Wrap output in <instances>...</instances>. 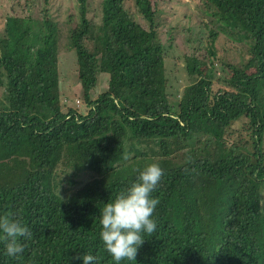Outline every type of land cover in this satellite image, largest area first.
<instances>
[{
  "label": "trees",
  "instance_id": "1",
  "mask_svg": "<svg viewBox=\"0 0 264 264\" xmlns=\"http://www.w3.org/2000/svg\"><path fill=\"white\" fill-rule=\"evenodd\" d=\"M0 1V215L32 233L17 257L0 241V264H116L102 209L153 162L157 228L120 264H264V0H192L209 20L177 97L171 0H75L64 20L56 0ZM220 35L239 62L217 59ZM63 55L81 101L66 110Z\"/></svg>",
  "mask_w": 264,
  "mask_h": 264
},
{
  "label": "clouds",
  "instance_id": "2",
  "mask_svg": "<svg viewBox=\"0 0 264 264\" xmlns=\"http://www.w3.org/2000/svg\"><path fill=\"white\" fill-rule=\"evenodd\" d=\"M163 174L164 170L158 163L148 164L126 192L104 205L100 219V239L116 264L122 260H136L138 249L145 242L143 234L151 236L156 231L157 224L152 217L160 201L152 193ZM31 236V231L14 219L11 213L0 215V241L4 243L7 256L17 257L23 253L24 245L19 238ZM78 258L83 260V264H93L97 259L92 254Z\"/></svg>",
  "mask_w": 264,
  "mask_h": 264
},
{
  "label": "rangeland",
  "instance_id": "3",
  "mask_svg": "<svg viewBox=\"0 0 264 264\" xmlns=\"http://www.w3.org/2000/svg\"><path fill=\"white\" fill-rule=\"evenodd\" d=\"M56 5L61 7L60 20H64L67 15H77V4L75 0H56ZM164 1V0H163ZM169 0H165L168 2ZM168 4H161L164 8V24L162 26V40L165 44L167 58L165 69L169 79L168 91L174 96H179L184 87L188 84L183 54L190 52L198 42L205 44L203 37L206 35L204 24L209 18L198 10L192 0H171ZM0 1V10H2ZM6 12L16 14L21 8L14 5L12 0L5 2ZM18 11V12H17ZM76 18V17H75ZM77 19V18H76ZM203 22V23H202ZM3 19L0 20L2 25ZM196 36V38H195ZM190 38H194L191 40ZM201 38V41L198 39ZM231 42H226L223 35H220L215 43L217 59L230 56L232 52H225ZM231 61L239 62V57L234 54L229 57ZM59 71L61 77V105L65 110L76 107L81 101L76 96L77 84L73 76L74 69L71 68L65 56L59 58Z\"/></svg>",
  "mask_w": 264,
  "mask_h": 264
}]
</instances>
